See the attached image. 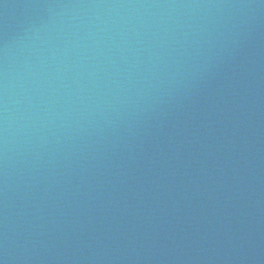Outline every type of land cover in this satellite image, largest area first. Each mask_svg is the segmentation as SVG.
Instances as JSON below:
<instances>
[{
  "label": "water",
  "instance_id": "95a60500",
  "mask_svg": "<svg viewBox=\"0 0 264 264\" xmlns=\"http://www.w3.org/2000/svg\"><path fill=\"white\" fill-rule=\"evenodd\" d=\"M0 264H264V0H0Z\"/></svg>",
  "mask_w": 264,
  "mask_h": 264
}]
</instances>
